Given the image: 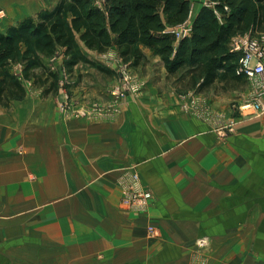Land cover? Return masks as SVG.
I'll return each mask as SVG.
<instances>
[{"label":"crops","instance_id":"0c3cea01","mask_svg":"<svg viewBox=\"0 0 264 264\" xmlns=\"http://www.w3.org/2000/svg\"><path fill=\"white\" fill-rule=\"evenodd\" d=\"M2 1L7 18L1 30L56 2ZM188 1L193 20L204 3ZM154 59L161 83H153L150 74L143 96L120 101V113L113 118L106 111L90 119L67 116L57 109L55 93L35 86L41 91L0 106V214H16L23 206L36 209L26 220L14 219V225L2 217L0 244L7 245L6 256L33 258L41 252V238L53 243L55 257L89 259L124 247L137 251L135 238H143L137 230L146 216L136 218L122 205V190L134 172L152 194L148 219L156 221L162 236L171 232L182 240L140 244L152 260L157 253L162 256L156 264H185V246L201 230L211 232L209 199L214 198L221 199L216 208L223 214L225 264H264V116L245 118L231 133L215 135L210 131L214 120L195 116L185 105L203 102L205 114L220 116L218 130L233 117L231 100L214 89L180 97L173 83L163 82L173 76ZM233 94L240 106L242 93ZM91 104H76L70 111ZM63 196L71 198L67 204L74 216L62 229L52 220L54 202ZM44 214L46 220L39 217ZM176 253L183 258H175ZM150 258L141 264H150Z\"/></svg>","mask_w":264,"mask_h":264},{"label":"trees","instance_id":"16d2710c","mask_svg":"<svg viewBox=\"0 0 264 264\" xmlns=\"http://www.w3.org/2000/svg\"><path fill=\"white\" fill-rule=\"evenodd\" d=\"M212 1L213 8L202 7L193 18L191 36L175 44L164 30L188 18V0H105L102 9L90 0H60L52 12L39 14L38 21L28 18L0 33V106L24 97L21 78L56 93L58 75L42 58L59 48L78 58L76 38L98 53L116 47L119 57L136 66L146 61L143 50L151 51L182 88L202 92L215 82H238L243 77L235 74L240 55L230 53L228 45L249 29L264 31V0ZM15 62L24 66L21 77L10 73Z\"/></svg>","mask_w":264,"mask_h":264},{"label":"rangeland","instance_id":"374dc122","mask_svg":"<svg viewBox=\"0 0 264 264\" xmlns=\"http://www.w3.org/2000/svg\"><path fill=\"white\" fill-rule=\"evenodd\" d=\"M56 2L52 5V7L41 10V12L26 17L25 19L17 22L15 25L11 27H18L22 22L26 21L28 18H32L36 21H38L37 17L41 13H50L52 12L57 4L60 2V0H55ZM92 3L102 9L103 5L105 3V0H90ZM3 1L0 0V4H2ZM204 7H210L213 8V2L212 0H203ZM2 6V5H1ZM0 28L1 25L6 22V16L4 13L3 8L0 7ZM191 17V16H190ZM192 18V17H191ZM3 27V29L0 31L2 34H6L7 30L10 29ZM172 27V26H170ZM175 27V26H173ZM250 33L252 38H259L264 36V31H253L249 29L245 33ZM175 44L179 43L175 41L173 38ZM76 42L78 44V50H79V57L78 58H72L71 56L65 55L64 49L59 48L57 49V52L51 56L42 58L43 63L51 69V71L55 72L56 75H58V85H57V94L53 95L52 97H57L58 102L56 103L57 109L60 111L65 112L64 114L67 116H73V117H79V118H87L90 119V117L97 116V115H90V116H81L78 114L77 110H75L73 113L70 111L74 106L77 105H85L89 103H96L99 102L101 104H112L113 106H109L110 108V116L108 118H113L120 113L119 107H120V101L124 100L125 98H140L143 96V92L146 89L147 81L146 78L152 74V82H160L161 83V75H159L158 68L160 64L155 62L154 57L152 55H146L145 58L146 61L141 62L139 65H134L132 61H125L121 57L117 55V53L111 48L103 53H98L96 51L87 49L84 44H82L78 38H76ZM21 50H25V46L21 45ZM148 62V63H147ZM24 66L21 62H15L12 63L10 66V73L14 74L15 76L21 77V74L23 72ZM127 73L132 83L135 85L136 83H141V90L139 92L131 93L128 92L125 96L120 98L119 101H114L112 97V90L115 86L119 85V78L122 73ZM22 84L24 86V90L26 91V94H34L35 92L41 91L40 89L34 88V85L32 84V80L25 81L23 78ZM166 83H173V87L175 90V93L181 96H187L188 94H197L196 90L191 89L189 87H179L180 82L178 77H172V78H165L163 81ZM187 84V83H186ZM249 80H247L245 77L241 81H238V83L234 82H217L215 87H211V89H214L215 91L219 92V96H223V99H227L228 101L231 100V106L230 111L231 117L225 126H222V128H219L217 130V120L220 119V116H217L215 114H205V104L203 102H200L198 100L191 101L185 105L186 108H188L189 112H192L195 114V116L205 119L212 122H214L212 128L210 129L211 132H214L215 135L218 136L219 132L222 134V136L227 132L231 133L233 129L237 127V125L241 124L242 121L247 119H253V117H248L249 115H252L254 112L251 109H242V106L246 99H249L252 95V91L250 87ZM47 86H44L42 90H44ZM247 89V90H246ZM190 90V92L188 91ZM239 92L242 93L240 96L241 99V105L237 106L236 101H234V95L233 93ZM213 94V93H212ZM203 95V94H202ZM209 95V94H207ZM204 96V95H203ZM207 97V96H206ZM193 98V97H192ZM21 99V98H20ZM57 100V99H56ZM4 107V106H1ZM8 107V106H5ZM185 112V109H183ZM102 116V113H97ZM104 117V116H102ZM234 119V121H237V124L234 126H231L230 120ZM129 174H135L138 175V173L130 172ZM139 177V175H138ZM140 186L143 190H145L144 186L141 184L140 180ZM125 189L127 188L124 186ZM124 188L122 190V199L124 194ZM146 191V190H145ZM148 192V191H147ZM152 195V194H151ZM2 198V197H1ZM6 201H9V198H4ZM152 199V196H151ZM1 200V199H0ZM71 201V198H68L66 196H63L61 199L55 200L54 204L58 205L55 208V217L52 220V225L55 228H62L64 227V222H69V219H71L74 215H72L71 211L68 206V202ZM151 201V200H150ZM2 202L0 201V209H1ZM128 210H131L132 214L136 218H141L140 216L145 215L146 219L142 220L140 223L139 230L137 232L142 231L143 232V238L139 239L138 237L135 238L136 244H138L137 251L128 250L124 247L122 249V252L113 253L112 251L108 253H103L99 255L89 256V259L87 256L84 258L79 257H70V256H63V257H55L54 254H52L53 243H48V240L41 238L39 247L41 249V252L34 253L33 258H11L6 256V251L8 250L7 245H1L0 244V264H83L82 261H89V263L84 264H141L142 262L146 261L149 257V255L146 254V251L142 248V244L147 243H154L159 242L158 239L163 238V240H170V241H182L179 235L175 233H169V235H163L162 232L160 234L161 228H159V225L155 223L156 221L152 222V220L148 219L147 217V210L144 209H138L136 210L133 206L126 205L122 203ZM32 206L34 204L32 203ZM221 206V199L220 198H214L209 199V208H210V223H211V232L201 230L199 233L195 234L193 240L191 241L190 245L185 246V264H225V238H224V230H223V223L222 218L223 214L221 210H218L216 207ZM44 207H46L44 205ZM29 206H23L21 208L16 209V214L13 212L7 213V214H0V221L6 220L10 221V223L14 225V219L17 217H23V220H26L29 215H32V212H35V210H28ZM7 215V216H6ZM41 219L46 220V216H39ZM164 219V218H163ZM20 221V222H21ZM165 221V220H164ZM163 221V222H164ZM200 221L206 222L207 218H203V220L200 218ZM158 222V221H157ZM152 228L155 230V233L153 235H149L148 229ZM0 238H1V229H0ZM174 239V240H173ZM119 241L122 242V245L127 243L126 238H122ZM130 241V240H129ZM64 243V242H63ZM133 242L130 241L129 244L131 245ZM141 244V245H140ZM59 245V244H58ZM57 245V246H58ZM172 245V244H170ZM11 246H9L10 248ZM51 250V251H49ZM127 250V251H126ZM55 251V250H53ZM177 251H180L179 249ZM161 252V251H160ZM26 255V254H24ZM22 255V256H24ZM175 255V258H183V255ZM162 257V256H161ZM158 253L155 254L153 257V260L150 262V264L155 263L160 260L161 258ZM167 260V259H166Z\"/></svg>","mask_w":264,"mask_h":264},{"label":"built area","instance_id":"2783aa9c","mask_svg":"<svg viewBox=\"0 0 264 264\" xmlns=\"http://www.w3.org/2000/svg\"><path fill=\"white\" fill-rule=\"evenodd\" d=\"M215 3L213 4V6ZM209 7V6H208ZM227 10L226 7H224ZM220 19L221 16L218 15ZM1 17V16H0ZM192 20L187 18L183 22L178 23L175 27H167L164 30L165 34L172 36L176 42L181 39L189 38L192 34ZM228 49L230 53L240 55L237 66L235 68V74L237 76H243L247 80L252 88V95L249 99H246L242 109H251L253 114L248 117H262L264 116V102L262 100L264 96V36L253 39L250 33L240 34L230 39ZM119 85L115 86L112 90V97L114 101H119L128 92L135 93L141 90V83H132L130 76L127 73H122L119 78ZM109 106H113V103L100 104L93 103L90 108H82L78 111L81 116H89L90 114L103 113L106 111L110 113ZM231 126L237 124L234 119L230 120ZM124 187V196L122 203L133 206L136 210L144 209L147 207L151 200V194L143 190L140 186V180L138 175L129 174L128 183ZM149 235H153L155 230L148 229Z\"/></svg>","mask_w":264,"mask_h":264}]
</instances>
